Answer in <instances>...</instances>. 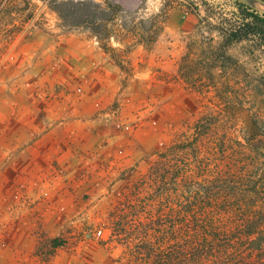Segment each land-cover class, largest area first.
Masks as SVG:
<instances>
[{
	"label": "rangeland",
	"instance_id": "1",
	"mask_svg": "<svg viewBox=\"0 0 264 264\" xmlns=\"http://www.w3.org/2000/svg\"><path fill=\"white\" fill-rule=\"evenodd\" d=\"M62 1L0 0V264H137L115 215L209 216L238 241L215 264H264V36L227 42L234 0H95L113 19L80 26ZM82 41L118 75L91 135L64 116L88 73L59 72Z\"/></svg>",
	"mask_w": 264,
	"mask_h": 264
},
{
	"label": "trees",
	"instance_id": "2",
	"mask_svg": "<svg viewBox=\"0 0 264 264\" xmlns=\"http://www.w3.org/2000/svg\"><path fill=\"white\" fill-rule=\"evenodd\" d=\"M234 2L242 16V22L225 33L227 42L230 44L242 41L251 35L264 36V11H260L254 4L244 5L236 0ZM89 5L94 7L93 11L89 10ZM109 6L116 7L112 3H109ZM54 9L70 26L84 25L88 20H92L95 24L100 22V25L113 19L105 17L104 3L95 0H64L61 2V7L55 6ZM128 216L115 215L117 236L122 243L131 248V251L137 249L136 252L139 253L134 256L137 264H215L217 259L215 253L218 249H224L227 252L238 243L231 235H224L225 231L214 232L215 228L212 226L214 221L209 216L207 221L201 219V215H182L181 217L171 215L168 225L155 221L154 227H150L152 233L146 231L142 236L139 230L136 232L135 226H131ZM131 230L134 232L131 233ZM158 233L163 236L160 237ZM165 236L170 237L167 250L162 249L165 244L168 245L166 238H163ZM137 237H139L138 241L143 239L140 244L136 242L133 247V238ZM142 250H146L149 259L144 258ZM220 258L223 259V257Z\"/></svg>",
	"mask_w": 264,
	"mask_h": 264
},
{
	"label": "crops",
	"instance_id": "3",
	"mask_svg": "<svg viewBox=\"0 0 264 264\" xmlns=\"http://www.w3.org/2000/svg\"><path fill=\"white\" fill-rule=\"evenodd\" d=\"M78 44L79 46H76L75 44L71 46L69 45L67 62L63 64V70H60L59 72L61 74V79H63V77L66 79L69 76L71 77L80 75L82 70L86 71V73H88L87 79L89 83L85 85L86 94L83 98L80 99L77 96H72L74 103H78V105L80 104L83 107L78 108L77 111L72 112V114L65 112L64 116L70 120L72 119L71 123H84L86 125L84 129L90 131L88 135H91L96 132V128L92 127V117L96 112L94 102L103 98L106 100V96L109 94V92L115 94L116 88L118 86L117 80L115 79L117 72L114 71L115 68L113 67L109 69V63H107L106 60H104L103 64L100 65V59L102 58V55L96 46L87 47L86 43L83 41L78 42ZM93 60H95V67H100V70L94 71L92 76L91 72L93 71ZM72 90L73 89H68V92H72ZM91 90L94 91L95 94H92ZM105 92H107L106 95ZM59 113L63 114L62 112ZM55 136L56 135H54V138ZM46 138H51L52 140L54 139L51 137V135L47 136ZM92 142H94V140ZM54 150H58L56 144H53V153Z\"/></svg>",
	"mask_w": 264,
	"mask_h": 264
},
{
	"label": "water",
	"instance_id": "4",
	"mask_svg": "<svg viewBox=\"0 0 264 264\" xmlns=\"http://www.w3.org/2000/svg\"><path fill=\"white\" fill-rule=\"evenodd\" d=\"M236 1L244 5H252L254 3H259L264 6V0H236Z\"/></svg>",
	"mask_w": 264,
	"mask_h": 264
}]
</instances>
